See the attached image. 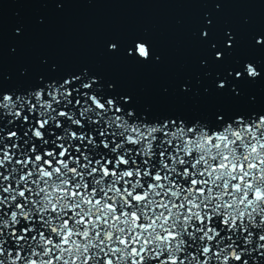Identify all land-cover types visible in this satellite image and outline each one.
Listing matches in <instances>:
<instances>
[{
	"label": "snow or ice",
	"instance_id": "6c2138e0",
	"mask_svg": "<svg viewBox=\"0 0 264 264\" xmlns=\"http://www.w3.org/2000/svg\"><path fill=\"white\" fill-rule=\"evenodd\" d=\"M232 6H201L191 38L203 54L159 94L246 107L157 108L90 64L47 56L12 85L0 72V264H264V103L247 87L264 86V25L230 23ZM11 36L23 41L26 25ZM101 55L165 62L143 34L109 36Z\"/></svg>",
	"mask_w": 264,
	"mask_h": 264
},
{
	"label": "water",
	"instance_id": "95a60500",
	"mask_svg": "<svg viewBox=\"0 0 264 264\" xmlns=\"http://www.w3.org/2000/svg\"><path fill=\"white\" fill-rule=\"evenodd\" d=\"M206 0H65L62 10L54 6L55 0H0V72L10 76L8 85L14 84L21 65L39 70V58L47 56L66 67L90 64L117 79L122 86L134 90L140 101L157 108L178 107L189 114H208L218 104L227 108L246 107L232 105L222 98H193L176 101L162 98L159 89L172 86L195 70L203 48L192 38L191 32ZM256 6H253V5ZM253 18V26L264 25V10L258 0H233L225 15L230 23L238 25L240 17ZM38 17L45 23L37 25ZM17 22L26 25L27 36L16 41L11 29ZM247 26L241 31L246 32ZM149 36L165 57L159 66L138 68L108 60L101 55L106 38L112 35ZM16 48L12 55L9 49ZM240 55L252 54L245 44ZM264 103V86H247Z\"/></svg>",
	"mask_w": 264,
	"mask_h": 264
}]
</instances>
